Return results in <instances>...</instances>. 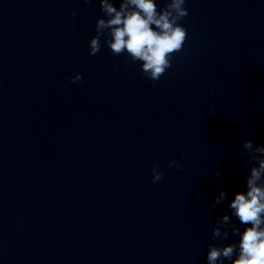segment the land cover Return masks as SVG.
I'll list each match as a JSON object with an SVG mask.
<instances>
[{"label":"water","instance_id":"water-1","mask_svg":"<svg viewBox=\"0 0 264 264\" xmlns=\"http://www.w3.org/2000/svg\"><path fill=\"white\" fill-rule=\"evenodd\" d=\"M186 7L152 81L103 37L89 55L98 0H0V264H206L238 239L209 237L264 144V0Z\"/></svg>","mask_w":264,"mask_h":264},{"label":"clouds","instance_id":"clouds-1","mask_svg":"<svg viewBox=\"0 0 264 264\" xmlns=\"http://www.w3.org/2000/svg\"><path fill=\"white\" fill-rule=\"evenodd\" d=\"M103 13L95 20V34L88 40L89 55L101 47V37L114 56L123 55L125 62L138 64L142 76L157 81L172 65L173 54L179 52L187 38L181 23L187 16V0H98ZM75 15L74 9L68 10ZM80 72L73 71L68 79L79 81ZM242 147L249 158L244 187L232 193L227 202L228 212L217 217L211 228L210 240H227L229 234L238 236L227 243H209L206 264H264V144L243 140ZM169 167L181 168L176 159ZM151 182L162 179L163 173L154 164ZM219 176V172L216 173ZM221 188L213 197L212 207L225 200ZM210 211V209H209Z\"/></svg>","mask_w":264,"mask_h":264}]
</instances>
